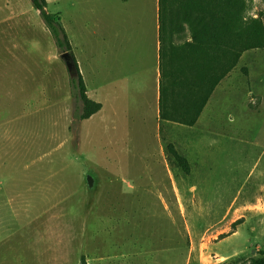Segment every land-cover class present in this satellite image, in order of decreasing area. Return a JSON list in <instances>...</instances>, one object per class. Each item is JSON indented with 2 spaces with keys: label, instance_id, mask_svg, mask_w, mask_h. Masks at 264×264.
Here are the masks:
<instances>
[{
  "label": "rangeland",
  "instance_id": "obj_1",
  "mask_svg": "<svg viewBox=\"0 0 264 264\" xmlns=\"http://www.w3.org/2000/svg\"><path fill=\"white\" fill-rule=\"evenodd\" d=\"M99 1L47 0L74 39L92 99ZM247 4L246 16L264 22V0ZM79 15L83 30L75 31ZM64 51L32 0H0V264L259 258L264 49L243 54L197 126L162 121L148 134L123 133L108 111L81 120L76 74ZM169 144L188 159L190 173L172 162Z\"/></svg>",
  "mask_w": 264,
  "mask_h": 264
},
{
  "label": "trees",
  "instance_id": "obj_2",
  "mask_svg": "<svg viewBox=\"0 0 264 264\" xmlns=\"http://www.w3.org/2000/svg\"><path fill=\"white\" fill-rule=\"evenodd\" d=\"M32 1L57 45L73 54L61 15L49 12L47 0ZM247 9V0H160L162 119L195 125L243 54L264 49V22L260 16L247 17ZM73 84L82 102L80 119L89 120L102 104L88 95L78 63ZM179 107L184 109L181 113ZM167 152L173 163L190 173L188 159L174 144L167 146ZM82 264H87L85 258ZM249 264H264V249Z\"/></svg>",
  "mask_w": 264,
  "mask_h": 264
},
{
  "label": "crops",
  "instance_id": "obj_3",
  "mask_svg": "<svg viewBox=\"0 0 264 264\" xmlns=\"http://www.w3.org/2000/svg\"><path fill=\"white\" fill-rule=\"evenodd\" d=\"M99 5L102 8L96 10L93 72L94 100L102 104L98 113L108 111L110 124L126 134H148L150 128L160 131L162 121L197 126L202 114L193 126L160 116V0H100ZM77 18L73 29L79 27L82 31V18ZM76 33V37L82 36ZM183 110L178 108L179 113Z\"/></svg>",
  "mask_w": 264,
  "mask_h": 264
},
{
  "label": "water",
  "instance_id": "obj_4",
  "mask_svg": "<svg viewBox=\"0 0 264 264\" xmlns=\"http://www.w3.org/2000/svg\"><path fill=\"white\" fill-rule=\"evenodd\" d=\"M61 58L65 61L68 69L71 71V73H73V71L75 72V74L77 73V61L76 58L74 57V55L70 52V51H64L61 54ZM89 183L92 184V179L91 177L88 178Z\"/></svg>",
  "mask_w": 264,
  "mask_h": 264
}]
</instances>
